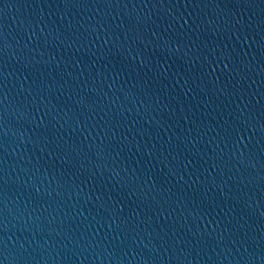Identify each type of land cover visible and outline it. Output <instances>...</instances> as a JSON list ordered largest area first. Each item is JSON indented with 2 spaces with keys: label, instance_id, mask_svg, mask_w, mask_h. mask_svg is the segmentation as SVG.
<instances>
[{
  "label": "water",
  "instance_id": "1",
  "mask_svg": "<svg viewBox=\"0 0 264 264\" xmlns=\"http://www.w3.org/2000/svg\"><path fill=\"white\" fill-rule=\"evenodd\" d=\"M0 264H264V0H0Z\"/></svg>",
  "mask_w": 264,
  "mask_h": 264
}]
</instances>
